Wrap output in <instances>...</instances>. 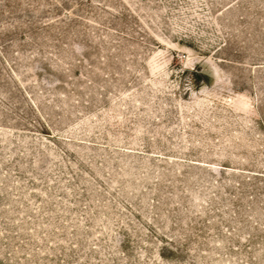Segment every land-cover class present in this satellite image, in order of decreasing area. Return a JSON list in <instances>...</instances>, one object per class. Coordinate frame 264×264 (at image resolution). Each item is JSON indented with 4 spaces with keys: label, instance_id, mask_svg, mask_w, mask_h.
I'll use <instances>...</instances> for the list:
<instances>
[{
    "label": "rangeland",
    "instance_id": "374dc122",
    "mask_svg": "<svg viewBox=\"0 0 264 264\" xmlns=\"http://www.w3.org/2000/svg\"><path fill=\"white\" fill-rule=\"evenodd\" d=\"M0 264H264V0H0Z\"/></svg>",
    "mask_w": 264,
    "mask_h": 264
}]
</instances>
